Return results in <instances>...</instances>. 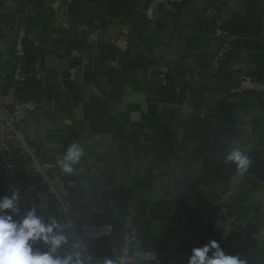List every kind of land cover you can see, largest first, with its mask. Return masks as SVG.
<instances>
[{
    "label": "crops",
    "instance_id": "1",
    "mask_svg": "<svg viewBox=\"0 0 264 264\" xmlns=\"http://www.w3.org/2000/svg\"><path fill=\"white\" fill-rule=\"evenodd\" d=\"M78 1L42 0L49 20L29 32L26 81L5 85L1 95L7 104L45 101L20 125L42 166L60 169L72 143L84 149L54 184L70 211L56 213L55 199L16 156L14 176L0 171V197L20 193L13 218L35 208L45 223L67 225L59 255L71 247L73 229L95 245L119 246L122 219L130 217L162 264H187L191 249L209 240L226 255L264 264V97L227 91L243 75L264 80V0H83L96 25L89 28V18L75 25L87 35L85 51L58 42ZM18 26L32 28L20 1L0 0V81L11 76ZM216 26L233 39L211 75L222 45ZM232 147L251 160L243 176L223 159ZM223 195L254 220L229 237L200 231Z\"/></svg>",
    "mask_w": 264,
    "mask_h": 264
},
{
    "label": "built area",
    "instance_id": "2",
    "mask_svg": "<svg viewBox=\"0 0 264 264\" xmlns=\"http://www.w3.org/2000/svg\"><path fill=\"white\" fill-rule=\"evenodd\" d=\"M5 9L6 7L2 8V11L5 12ZM23 15L25 17L33 16V8L30 3L23 8ZM214 35L222 40V45L211 60L209 67L211 75L219 74L226 49L233 39V36L220 30L217 26L214 29ZM28 39L29 33L25 26L15 27L11 57L12 72L8 83V86L12 88H16L26 81L25 59ZM4 85L5 82L0 81V171L5 169L11 176H14L16 173L15 157H21L26 165L33 170L36 183L44 185L46 193L55 199L56 213L66 217L70 211V204L60 196L54 187L56 179L62 176L63 172L60 169L50 170L38 162L34 149L20 128L21 123L39 110L45 101L25 99L7 104L1 98ZM227 91L238 96L253 94L264 97V80L255 76L243 75L236 85L228 86ZM254 216L255 214L251 210H247L242 215L230 210L227 197L223 195L217 202V208L210 225L198 228L213 236L229 237L246 227L249 221L254 220ZM84 231L73 229L72 237L73 242H79L82 245V255L90 258L86 264H162L153 250L143 248L138 230L130 217L122 219L119 246L113 245L102 255L92 250V237L86 236ZM72 250L69 247L66 251Z\"/></svg>",
    "mask_w": 264,
    "mask_h": 264
},
{
    "label": "clouds",
    "instance_id": "3",
    "mask_svg": "<svg viewBox=\"0 0 264 264\" xmlns=\"http://www.w3.org/2000/svg\"><path fill=\"white\" fill-rule=\"evenodd\" d=\"M84 155V149L77 143H72L63 158L57 163L65 174H71L73 165ZM224 161L234 164L236 172L243 176L251 165L250 158L239 148L232 147L225 151ZM20 193L13 190L10 196L0 197V264H86L90 259L82 255V245L73 242L72 251L58 254L63 245L68 243L64 234L67 225L58 223L55 218H49L45 223L37 215L36 209H29L19 219L17 202ZM40 242L47 246L46 251L35 248ZM187 264H246L238 255H226L215 240H209L205 245L193 247L187 259Z\"/></svg>",
    "mask_w": 264,
    "mask_h": 264
},
{
    "label": "trees",
    "instance_id": "4",
    "mask_svg": "<svg viewBox=\"0 0 264 264\" xmlns=\"http://www.w3.org/2000/svg\"><path fill=\"white\" fill-rule=\"evenodd\" d=\"M21 3V7L22 9L28 4L30 3L32 5L33 8V16L32 17H26L27 22H32V28H30V26L26 27V30L28 31V33L32 30L35 29V26L37 25H45V23L48 22L49 17H47L46 13L44 11L41 10V3L42 0H19ZM76 12H73L71 14V21L70 24L65 27L62 28L60 30V35L58 38V42L63 45L65 48H68L70 50H79V51H85L88 48V44H87V35L85 33H77L76 31V26L79 22H81V19L83 18H89V21L87 23L89 28H94L95 22L91 20L92 17H90L91 13L94 12L93 9H90L83 0H79L76 5ZM98 46L101 49H106L108 50V52L112 51V49L109 46H105V45H100L98 44ZM10 75L7 76L4 79L5 85L7 86L10 80ZM5 85L3 87H5ZM228 207L230 208V205L228 204ZM231 210V208H230ZM233 211V210H232ZM234 212V211H233ZM236 213V212H235ZM239 215H242L243 213H237ZM251 221H249L248 223H250ZM91 246H92V250L94 251L95 248L98 247H110V242H101V243H96L93 244L91 242Z\"/></svg>",
    "mask_w": 264,
    "mask_h": 264
},
{
    "label": "water",
    "instance_id": "5",
    "mask_svg": "<svg viewBox=\"0 0 264 264\" xmlns=\"http://www.w3.org/2000/svg\"><path fill=\"white\" fill-rule=\"evenodd\" d=\"M232 254H233V255H232ZM232 254H231L232 256H237V255H238V254H236L235 252H233ZM242 259H243V260H244V259L246 260V261H245L246 264H251L250 262H248L247 258H243V257H242Z\"/></svg>",
    "mask_w": 264,
    "mask_h": 264
}]
</instances>
